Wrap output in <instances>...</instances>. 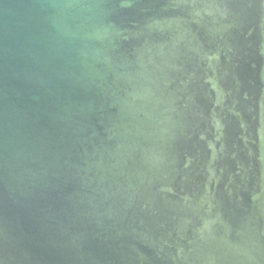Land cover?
Returning <instances> with one entry per match:
<instances>
[{
  "label": "water",
  "instance_id": "obj_1",
  "mask_svg": "<svg viewBox=\"0 0 264 264\" xmlns=\"http://www.w3.org/2000/svg\"><path fill=\"white\" fill-rule=\"evenodd\" d=\"M0 264H264V0H0Z\"/></svg>",
  "mask_w": 264,
  "mask_h": 264
}]
</instances>
